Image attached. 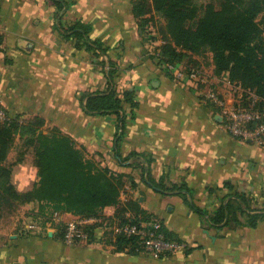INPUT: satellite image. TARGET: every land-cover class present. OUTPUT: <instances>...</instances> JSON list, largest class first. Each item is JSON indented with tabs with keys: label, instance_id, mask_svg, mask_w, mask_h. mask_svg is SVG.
I'll return each mask as SVG.
<instances>
[{
	"label": "crops",
	"instance_id": "1",
	"mask_svg": "<svg viewBox=\"0 0 264 264\" xmlns=\"http://www.w3.org/2000/svg\"><path fill=\"white\" fill-rule=\"evenodd\" d=\"M72 1L65 24L77 20L90 24L91 37L108 46L116 62L117 90H136L139 105L133 117L128 103H123L127 118L120 153L151 155L155 179L166 175L174 182L186 181L196 191V203L210 212L220 201L207 186L222 188V194L245 193L252 206H262L264 146L230 135L218 112L201 99L198 87L176 78L182 64H161L153 56L140 34L136 0ZM55 14L52 0H0V106L10 118L23 122L43 118L44 133L58 128L78 147H85L89 158L129 175L136 186L127 180L122 202L138 200L192 250L182 248L167 256L117 251L112 241L120 226L110 220L116 206L105 207L101 218H83L52 212L33 201L19 205L12 222L0 220V264H264V221L255 228L211 227L182 197L148 186L141 166L118 162L114 152L118 116L89 115L82 109L83 96L107 89L106 76L94 64L93 52L59 34ZM202 65L213 86L229 95L228 78L216 75L213 64L210 69ZM23 142L17 133L6 161L12 164L10 180L18 191L23 180L35 174L21 192L34 187L39 171ZM18 152L24 154L20 161L14 156ZM70 223L80 226L87 237L74 242L60 237V227Z\"/></svg>",
	"mask_w": 264,
	"mask_h": 264
},
{
	"label": "trees",
	"instance_id": "2",
	"mask_svg": "<svg viewBox=\"0 0 264 264\" xmlns=\"http://www.w3.org/2000/svg\"><path fill=\"white\" fill-rule=\"evenodd\" d=\"M52 1L56 7V30L63 38L75 41L76 47H85L93 52L96 57L94 64L106 76L107 89L83 96L82 109L89 115L118 116L120 130L114 142L118 162L121 165L141 166L143 180L148 186L163 195L182 197L202 221L211 227L220 230H234L241 226L255 228L264 221V203L262 206H252L245 193L222 194V188L207 186L210 193L220 201L219 207L210 212L196 203V191L186 181L174 182L167 179L166 175L155 179L151 172L154 160L151 155L136 151L127 156L120 153L127 118L123 103H128L133 117L134 110L139 105L136 90L128 89L122 93L117 90L114 80L116 62L108 54L110 48L100 39L91 37L90 24L80 20L65 24L64 15L73 1ZM148 12L152 13L150 18L147 16ZM134 14L146 44L145 27L154 19L151 15L163 21V26L157 31L162 35L163 45L161 48L156 47L152 53L161 64H182L187 68L204 70L191 64L199 65V57L211 54L216 75L225 76L231 83L264 94V0H136ZM150 37L154 38L149 43L157 41L155 36ZM1 43L2 36L0 45ZM44 124L41 117L28 122L17 117L0 121V208L3 204L16 207L37 201L42 208L50 207L52 212L101 218L104 208L114 205L117 211L110 220L120 226L112 241L117 251H149L146 245L148 235H128L123 230L126 225L149 230L154 236L162 234L165 243L186 244V252L192 250L178 233L169 230L158 216L143 208L138 200L128 199L122 202L121 195L127 180L132 186H136L134 179L89 158L86 148L78 147L60 129L53 128L50 133H44ZM19 132L39 169L34 187L25 192L16 190L10 180L12 164H6L15 136ZM133 159L136 161L131 163ZM224 186L232 188L229 182H225ZM150 222L152 225H145ZM65 228L66 226L60 227V237L63 239ZM86 231L89 233L88 238H91L92 230L88 227ZM155 253L167 256L172 252L163 250Z\"/></svg>",
	"mask_w": 264,
	"mask_h": 264
},
{
	"label": "built area",
	"instance_id": "3",
	"mask_svg": "<svg viewBox=\"0 0 264 264\" xmlns=\"http://www.w3.org/2000/svg\"><path fill=\"white\" fill-rule=\"evenodd\" d=\"M175 75L177 79L185 78L198 87L201 99L218 112L230 135L264 146V94H258L254 90L243 88L240 84L229 82V95H225L213 86L214 82L210 80L204 70L199 68H187L181 65L176 69ZM9 120L8 113L0 106V121ZM86 221L89 222L90 220L87 219ZM145 225L150 226L152 223ZM65 229L67 242H74L76 238L87 237L82 228L75 223L68 224ZM123 230L128 235L133 233L148 235L147 249L154 253L163 250L173 252L186 248V244L165 243L162 234L154 236L153 232L137 229L136 226L126 225Z\"/></svg>",
	"mask_w": 264,
	"mask_h": 264
},
{
	"label": "rangeland",
	"instance_id": "4",
	"mask_svg": "<svg viewBox=\"0 0 264 264\" xmlns=\"http://www.w3.org/2000/svg\"><path fill=\"white\" fill-rule=\"evenodd\" d=\"M150 14H152L151 12H148V15L149 18H150ZM154 17V19L152 21H150L147 26L145 27V38H146V41L148 42L147 44H150L152 50H154L156 47L157 48H161L162 45H163V42L161 41V37L162 35L159 34L157 31H158V28L162 27L164 24L163 21H159V18L155 15H151ZM150 36H155L157 38V41H155L154 43L150 42L151 41V38H154V37H150ZM198 63L199 65H195V64H191L193 66H199V67H202L204 64L205 66H207L208 69H210L211 67V64H212V55L209 54V55H206L205 57H199L198 59ZM19 153L14 155L15 158H19ZM18 206L16 207H12V206H9L8 204H3V206L0 208V220L2 223H6L8 224L9 222H12L13 221V217L17 216L18 214Z\"/></svg>",
	"mask_w": 264,
	"mask_h": 264
},
{
	"label": "clouds",
	"instance_id": "5",
	"mask_svg": "<svg viewBox=\"0 0 264 264\" xmlns=\"http://www.w3.org/2000/svg\"><path fill=\"white\" fill-rule=\"evenodd\" d=\"M15 179L17 180H20L21 177L20 176H17ZM35 179V174L33 173L32 176L28 177L27 179H24L23 182L19 185V190H23L25 187L28 186V181L29 180H34Z\"/></svg>",
	"mask_w": 264,
	"mask_h": 264
}]
</instances>
